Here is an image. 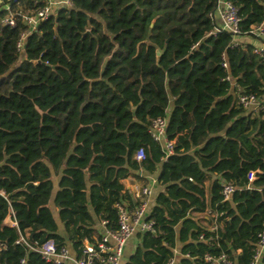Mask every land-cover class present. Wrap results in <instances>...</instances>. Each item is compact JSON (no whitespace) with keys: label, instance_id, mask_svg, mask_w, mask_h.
Masks as SVG:
<instances>
[{"label":"trees","instance_id":"obj_1","mask_svg":"<svg viewBox=\"0 0 264 264\" xmlns=\"http://www.w3.org/2000/svg\"><path fill=\"white\" fill-rule=\"evenodd\" d=\"M227 1L241 34L264 30V0ZM4 3L15 24H1L0 8V264H48L15 243L19 232L77 251L101 219L115 227V203L137 204L125 179L140 170L157 172L163 189L148 216L154 233H137L124 264H166L177 247L175 264L220 251L250 264L264 228V109L244 110L238 95L264 96V57L215 30L217 0H73L34 28L17 13L41 0ZM158 117L174 139L166 160L149 133ZM224 182L236 187L228 200ZM9 207L17 228L2 225ZM207 208L217 238L195 215Z\"/></svg>","mask_w":264,"mask_h":264},{"label":"built area","instance_id":"obj_2","mask_svg":"<svg viewBox=\"0 0 264 264\" xmlns=\"http://www.w3.org/2000/svg\"><path fill=\"white\" fill-rule=\"evenodd\" d=\"M73 0H41V6L37 9L28 11L27 13L18 12L17 14L29 24L32 28L42 20L54 15L56 10L60 7H70ZM4 8L7 11L5 17L2 18L1 24L12 26L15 24L14 16L9 9V5L4 3ZM209 16L216 21L215 30L228 32L231 36L233 44H238V37H240L241 29L239 24V17L236 8L227 0H217L214 9L209 13ZM252 35H256L262 40L259 44L252 47L254 54L264 57V30L263 25L253 27L251 29ZM26 33H21L16 42L17 51H21L24 43ZM223 67H227L225 60L222 62ZM224 79L228 80L229 76ZM239 105L246 111L256 112L264 109V96H257L253 93H241L238 95ZM167 120L164 117H158L152 120L149 133L151 138L159 144L162 151V160H166L170 154L173 153L174 139H169L166 135ZM135 159L141 160L145 157L144 150L139 148L135 152ZM255 171H250L247 174L248 183L246 187H250V183L255 178ZM236 187L229 183L224 182L221 185V195L223 200L230 199ZM153 188L151 185L136 186L129 191L131 197L137 201L132 207H129L125 202L115 203L116 209V226L111 227L108 221L101 219L97 228L99 235L93 241L83 240L79 249L71 250L65 243L58 245L53 239H45L39 241L38 239H30L28 233H20L15 243L21 244L26 251H33L40 257L41 260L48 264H121L122 255L125 244L134 234L152 232L154 233V223L149 219L151 206L149 205L148 198L151 196ZM0 195L3 192L0 190ZM202 216L205 225L204 230L210 233V238L218 236V223L217 213L211 209H206ZM2 225L10 228H17V222L14 217L12 209L9 207L7 214L2 220ZM258 239L255 243L254 252L250 264H259L261 257L264 253V228L258 233ZM199 240L206 241L204 232L198 235ZM5 244L0 243V249L4 248ZM175 251L174 256L168 260L166 264H175ZM202 259L206 264H234L233 260L225 253L220 251L216 254L205 252ZM20 264H28L27 257L20 259Z\"/></svg>","mask_w":264,"mask_h":264},{"label":"crops","instance_id":"obj_3","mask_svg":"<svg viewBox=\"0 0 264 264\" xmlns=\"http://www.w3.org/2000/svg\"><path fill=\"white\" fill-rule=\"evenodd\" d=\"M4 1H8V0H0V8H4ZM261 40H262L261 38L257 37L254 34L251 36L246 35V34H242L240 37H238V42H240L241 44H251L252 47L256 44H259V42ZM136 174H137V176H135V177H128L127 179H125V188L128 191H132V189L136 186L145 185V184L151 185V187L153 188V192H152L151 196L148 198V202H149V205L152 207L154 204V199H155L156 194L163 189V187L160 186L159 184H157V182H156L157 172H155L153 174H149L145 171L140 170L139 172H136ZM49 206H50L51 212L53 213L55 221L58 224L59 232L61 234H64L62 224L57 217V209L54 207V205L52 203V198L49 201ZM195 215L199 219V222L204 226L206 221L204 220L202 213L201 214H195ZM139 241H140V238H139L138 234H134L132 237H130V239L125 244L121 264L125 263L126 259L134 251V249H135L136 245L139 243ZM66 244L69 246V248H71V250H74L68 241H66ZM180 255L181 254L179 252V248L177 247L176 251H175V260H178L180 258ZM263 256H264V253H263L262 257ZM262 257H261L259 264H263Z\"/></svg>","mask_w":264,"mask_h":264}]
</instances>
